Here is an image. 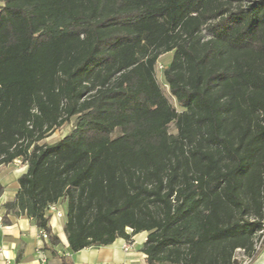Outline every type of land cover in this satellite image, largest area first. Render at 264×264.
Wrapping results in <instances>:
<instances>
[{
  "label": "trees",
  "instance_id": "obj_1",
  "mask_svg": "<svg viewBox=\"0 0 264 264\" xmlns=\"http://www.w3.org/2000/svg\"><path fill=\"white\" fill-rule=\"evenodd\" d=\"M168 53L180 111L156 77ZM17 160L28 170L6 211L51 247L48 211L65 202L71 253L146 232L148 264L254 259L264 0H0V167Z\"/></svg>",
  "mask_w": 264,
  "mask_h": 264
},
{
  "label": "crops",
  "instance_id": "obj_2",
  "mask_svg": "<svg viewBox=\"0 0 264 264\" xmlns=\"http://www.w3.org/2000/svg\"><path fill=\"white\" fill-rule=\"evenodd\" d=\"M27 170L28 165L21 160L0 167V264H64L63 258L72 264H148L143 251L148 237L146 232L134 236L127 251L124 249L127 240L117 239L109 246L71 253L65 233V202L55 205L62 217L56 213L50 215L52 235L60 241L55 247L41 238L40 229L32 218L8 214L5 205L16 199L19 178ZM249 264H264V246Z\"/></svg>",
  "mask_w": 264,
  "mask_h": 264
},
{
  "label": "rangeland",
  "instance_id": "obj_3",
  "mask_svg": "<svg viewBox=\"0 0 264 264\" xmlns=\"http://www.w3.org/2000/svg\"><path fill=\"white\" fill-rule=\"evenodd\" d=\"M172 60H173V53H168V54L164 55L163 57H161L158 65L156 67V77H157L163 91L165 92L167 98L169 99L171 105L175 106L180 111L179 107L177 106L176 101L169 94V90L165 84L164 76H163V71L165 70V68H167L169 66V64L172 62ZM75 122H76V119L73 118L70 122H68L67 124L62 126L59 130H57L53 134H51L45 140V143L55 144V143L59 142L60 140H62L63 138H65L67 135H69L73 131V129L75 127ZM170 132L174 133V134L176 133L175 125H172L170 127ZM236 256L239 259V261H241V264H247V262L249 261V258L245 257L243 255V252H241V251H238L236 253Z\"/></svg>",
  "mask_w": 264,
  "mask_h": 264
},
{
  "label": "built area",
  "instance_id": "obj_4",
  "mask_svg": "<svg viewBox=\"0 0 264 264\" xmlns=\"http://www.w3.org/2000/svg\"><path fill=\"white\" fill-rule=\"evenodd\" d=\"M49 215H51L52 213H56V215L58 217H62V214L60 212L57 211V208L55 207V205L51 206L49 208V211H48ZM40 235H41V238L46 241L47 243H49V234L43 230H40ZM131 243L132 242H126V244L124 245V249L127 251L130 249V246H131ZM264 246V229L263 231L261 232V238L260 240L257 242L256 244V257L257 255L261 252L262 248ZM255 257V258H256ZM254 258V259H255ZM254 259H249V261L247 262V264L251 263ZM44 260V259H43Z\"/></svg>",
  "mask_w": 264,
  "mask_h": 264
}]
</instances>
